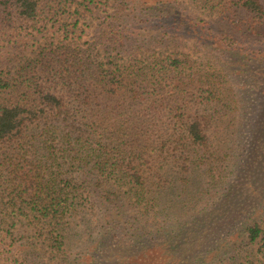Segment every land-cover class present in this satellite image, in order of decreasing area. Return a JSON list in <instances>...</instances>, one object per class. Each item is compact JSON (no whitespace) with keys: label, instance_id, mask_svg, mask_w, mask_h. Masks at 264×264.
Here are the masks:
<instances>
[{"label":"trees","instance_id":"obj_1","mask_svg":"<svg viewBox=\"0 0 264 264\" xmlns=\"http://www.w3.org/2000/svg\"><path fill=\"white\" fill-rule=\"evenodd\" d=\"M150 2L0 0V264H264V105L234 155L217 67L243 49Z\"/></svg>","mask_w":264,"mask_h":264},{"label":"rangeland","instance_id":"obj_2","mask_svg":"<svg viewBox=\"0 0 264 264\" xmlns=\"http://www.w3.org/2000/svg\"><path fill=\"white\" fill-rule=\"evenodd\" d=\"M156 0H152L150 4H156L153 6L155 11H161L162 4L154 3ZM187 8L188 12H191L195 16H198L206 20L212 29V31L219 34V36L226 35L232 39V43L243 49L244 58L242 61L236 60L234 57L226 56L227 64H225V58H219L221 67V76L224 75V82L221 88L225 93L233 96L232 107L236 108L235 125L236 136L235 142L229 141L230 146L233 149V154L237 155L243 153L245 139L240 137L239 128L244 126L243 132L249 133V127L253 121L257 120V116H261L262 106L264 105V22L260 23L258 18H253L245 10L241 9L234 16L226 14L223 9H214L208 5H203L200 1L193 0H180ZM264 8V0H259ZM82 10V8H80ZM255 19V20H254ZM82 20V24L88 21ZM256 21V25L253 23ZM86 29V28H85ZM158 51L163 52L165 47L158 46ZM168 50L179 51L184 54H191L192 57L198 58L202 56L206 58L207 53L197 46L193 40L180 38L179 40L169 41ZM214 65L215 62H214ZM228 68V69H226ZM223 80V79H222ZM246 140V147L248 145ZM237 160L233 158L231 165H236ZM101 254H105L102 250ZM99 252V254H100ZM107 255V254H105ZM108 260V255L103 258V262ZM97 263L101 264L97 258Z\"/></svg>","mask_w":264,"mask_h":264}]
</instances>
